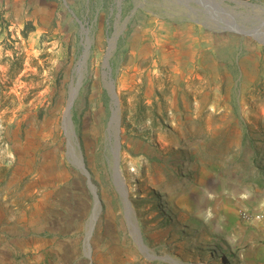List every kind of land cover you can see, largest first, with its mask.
Returning <instances> with one entry per match:
<instances>
[{
    "label": "rangeland",
    "instance_id": "374dc122",
    "mask_svg": "<svg viewBox=\"0 0 264 264\" xmlns=\"http://www.w3.org/2000/svg\"><path fill=\"white\" fill-rule=\"evenodd\" d=\"M240 1L264 7V0ZM184 13L160 0L12 3L14 24L0 21V127L10 130L7 158L17 178L10 202L30 183L44 196L41 208L33 207V193L10 209V220L1 216L8 229H1L0 248L9 261L24 264L29 253L19 244L39 221H47L42 229L50 240H85L94 197L76 166L80 153L100 209L89 254L74 260L65 252L66 264L155 257L166 264V258L240 264L232 240L236 218L226 209L224 219L219 213L242 184L244 168L264 151V44L208 30ZM81 74L69 122L66 109ZM110 81L131 221L112 178ZM4 143L2 135L0 148ZM50 259L56 262L54 252Z\"/></svg>",
    "mask_w": 264,
    "mask_h": 264
},
{
    "label": "crops",
    "instance_id": "0c3cea01",
    "mask_svg": "<svg viewBox=\"0 0 264 264\" xmlns=\"http://www.w3.org/2000/svg\"><path fill=\"white\" fill-rule=\"evenodd\" d=\"M23 5L24 0H0V21L4 19L8 23H13L14 19L9 17L10 8L12 3ZM16 22V21H15ZM14 24V23H13ZM10 130L8 128L0 127V141L2 135L4 137V146L0 148V219L3 215L7 220H10L8 213L11 208H14L15 205L20 204L25 198L30 197L29 194L36 195V202L33 204L35 208L42 207L43 201V192L41 187H34L32 183L30 189H22V195L19 196V199H13V203L10 202V190L14 187V182L16 181V173H11V159L7 158L13 147L9 140ZM2 134V135H1ZM257 150V149H256ZM6 155V158L1 161V156ZM252 158V157H251ZM253 162L251 166L247 167L241 174L242 184L233 189L232 194L227 195V199L223 206L225 207L220 211L219 215L221 218H225V214L222 212L233 213L234 221L232 225L233 230V246L234 250L238 253V258L240 259V264H264V224L258 222H246L243 221L239 214L242 211L248 212H259L264 208V151L256 154L253 157ZM251 161V160H250ZM248 173V174H246ZM222 208V207H221ZM226 209V210H225ZM29 210V207L27 208ZM25 210H21L20 214V223L23 226ZM40 227L36 229L35 233L31 234L27 238L25 245L19 244L20 247L24 246V252L29 253L26 256L24 264H66L65 263V252H71L73 258L78 259L82 256L89 254V239L87 237L85 240H81V237H75L71 241L66 242L63 238L59 239L57 236L52 237V239L46 238L43 233V226H48L47 221H39ZM224 223V221H223ZM0 223V232L7 231V227L1 228ZM56 225V229H63V224H53ZM18 245V244H17ZM56 254V262L51 261L50 257L52 253ZM155 259H159L155 257ZM155 259H143L140 262H135L137 264H166L164 261L154 262ZM162 260V259H161ZM169 264H179L170 258H166ZM75 262V261H74ZM0 264H17L15 262L9 261V252L4 251L0 248ZM125 264H134V259L130 258L126 260Z\"/></svg>",
    "mask_w": 264,
    "mask_h": 264
},
{
    "label": "water",
    "instance_id": "95a60500",
    "mask_svg": "<svg viewBox=\"0 0 264 264\" xmlns=\"http://www.w3.org/2000/svg\"><path fill=\"white\" fill-rule=\"evenodd\" d=\"M160 1H169L174 2L180 8H182L185 13L184 16L189 18V20L201 24L204 28L211 31H220V32H231L239 34L242 36L253 38L254 40L264 44V7L258 6L257 4H251L248 2L240 0H160ZM242 8L243 13L245 14H236L235 10L237 8ZM260 10V11H258ZM242 13V12H241ZM242 15L245 22L238 23V16ZM88 52L84 54V61L87 57ZM84 64V62H83ZM106 66H108L106 64ZM82 74L79 77L77 86L74 90L73 96L70 98L67 109L66 117L70 122V109L76 95L78 87L81 85ZM110 94L113 99L114 108L112 109V116L110 118L109 124L113 118V114H117L118 122V100L115 95V90L113 82L110 81ZM108 124V138L111 141V154H112V178L116 190L119 192L123 199V204L125 207V212L127 219L131 221L133 219L132 210L130 202L127 199L126 188L120 174L119 160H120V145H119V127L117 133H113L112 130H109ZM119 126V124H118ZM70 137H74L72 128H70ZM71 141V140H70ZM78 146V145H77ZM76 166L84 173L88 178L89 187L92 191L94 197V208L89 220V229L87 231L86 237L87 240L91 237L94 224L98 217V212L100 209V202L96 194L95 187L90 183V177L88 171L84 167V163L81 157V154L78 153V160ZM132 227L136 233V242L141 250V252L146 253L147 250L143 245L142 239L139 235V232L135 226V223H132Z\"/></svg>",
    "mask_w": 264,
    "mask_h": 264
},
{
    "label": "built area",
    "instance_id": "2783aa9c",
    "mask_svg": "<svg viewBox=\"0 0 264 264\" xmlns=\"http://www.w3.org/2000/svg\"><path fill=\"white\" fill-rule=\"evenodd\" d=\"M240 218L246 222H258L264 224V208L256 213L242 211L239 214Z\"/></svg>",
    "mask_w": 264,
    "mask_h": 264
},
{
    "label": "bare ground",
    "instance_id": "6f19581e",
    "mask_svg": "<svg viewBox=\"0 0 264 264\" xmlns=\"http://www.w3.org/2000/svg\"><path fill=\"white\" fill-rule=\"evenodd\" d=\"M113 42H114V39L112 40V42H111V47H112V45H113ZM109 86V89H111L110 88V84L108 85ZM73 95V94H72ZM118 124H119V122H118V118H117V114H113V118H112V120H111V123L109 124V130H112L113 131V133H117V131H118ZM118 140H119V137H118ZM119 145H120V143H119Z\"/></svg>",
    "mask_w": 264,
    "mask_h": 264
}]
</instances>
